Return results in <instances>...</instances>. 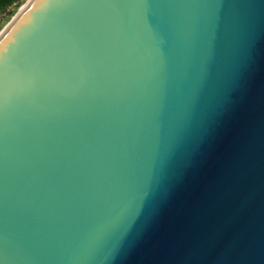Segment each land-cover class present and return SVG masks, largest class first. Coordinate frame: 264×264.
<instances>
[{
  "label": "water",
  "instance_id": "95a60500",
  "mask_svg": "<svg viewBox=\"0 0 264 264\" xmlns=\"http://www.w3.org/2000/svg\"><path fill=\"white\" fill-rule=\"evenodd\" d=\"M0 264H264V0H25Z\"/></svg>",
  "mask_w": 264,
  "mask_h": 264
},
{
  "label": "rangeland",
  "instance_id": "374dc122",
  "mask_svg": "<svg viewBox=\"0 0 264 264\" xmlns=\"http://www.w3.org/2000/svg\"><path fill=\"white\" fill-rule=\"evenodd\" d=\"M24 1L25 0H20L18 2H15L13 5L7 8L6 13L0 15V29L4 26V24L9 20V18Z\"/></svg>",
  "mask_w": 264,
  "mask_h": 264
},
{
  "label": "trees",
  "instance_id": "16d2710c",
  "mask_svg": "<svg viewBox=\"0 0 264 264\" xmlns=\"http://www.w3.org/2000/svg\"><path fill=\"white\" fill-rule=\"evenodd\" d=\"M20 0H0V15L6 13L7 8Z\"/></svg>",
  "mask_w": 264,
  "mask_h": 264
}]
</instances>
